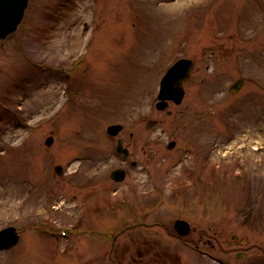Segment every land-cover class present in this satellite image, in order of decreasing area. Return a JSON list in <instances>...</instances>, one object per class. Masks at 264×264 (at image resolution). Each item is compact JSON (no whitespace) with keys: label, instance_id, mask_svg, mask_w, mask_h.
<instances>
[{"label":"rangeland","instance_id":"obj_1","mask_svg":"<svg viewBox=\"0 0 264 264\" xmlns=\"http://www.w3.org/2000/svg\"><path fill=\"white\" fill-rule=\"evenodd\" d=\"M182 56L194 62L184 97L159 110V78ZM112 123L123 126L115 136ZM146 202L148 221L164 227L123 232L131 203ZM47 214H80L95 226L90 243L69 236L80 253L59 254L64 242L29 229ZM177 218L190 226L181 240ZM8 224L20 238L0 264H217L182 240L233 261L264 249V0H29L0 38V228Z\"/></svg>","mask_w":264,"mask_h":264},{"label":"water","instance_id":"obj_2","mask_svg":"<svg viewBox=\"0 0 264 264\" xmlns=\"http://www.w3.org/2000/svg\"><path fill=\"white\" fill-rule=\"evenodd\" d=\"M28 4V0H0V38H5L8 34L13 32L23 17L24 10ZM193 68V61L189 58H180L168 67L163 77L160 80L159 92L157 94L158 100L155 103L157 109H164L167 106V100L172 99L175 103H179L183 97V81L186 80ZM243 83V78H237L231 85L230 90L236 92ZM154 124L153 120L146 123V127H151ZM121 128L119 124H112L107 127V131L115 135ZM52 136L45 139L46 145L51 144ZM117 151L127 155V150L121 147V140H117ZM173 142L167 146L171 148ZM54 170L57 174H61V166L55 165ZM111 177L120 181L124 177L122 169H115L111 172ZM180 221V222H179ZM180 224L185 225L181 232L187 231L188 223L184 220H176ZM17 241V234L13 227H7L0 230V248H7L12 246Z\"/></svg>","mask_w":264,"mask_h":264},{"label":"flooded vegetation","instance_id":"obj_3","mask_svg":"<svg viewBox=\"0 0 264 264\" xmlns=\"http://www.w3.org/2000/svg\"><path fill=\"white\" fill-rule=\"evenodd\" d=\"M130 135H132V133H130ZM132 162H134V161H131V163ZM146 172H150L151 173V170H146ZM125 173H126V170H125ZM151 190H152V187L149 188L148 191H146L145 193H147V192H149ZM59 206L60 205H56V206L52 205L51 209H54L53 211H55L57 213V212L63 210V208H61V207L59 208ZM136 206L131 203V209H133L132 211L134 212L133 220H130L129 224L125 227L123 232L124 231H131V232H134V233H136V232L138 233L139 231L143 230L142 232L145 233V230H147V228H149V227H151V228L152 227H155V228H163L164 227V222H162V221H148L147 212L145 211L146 205L143 204L139 208L138 207L136 208ZM81 212H82V210H81ZM49 218L50 217H49L48 214L43 216V217H34V219H41L44 222H47ZM99 222L100 221H98V224H100V225L97 226V228H98L97 229V233L101 232V235H102V234H104L103 233L104 230H102L101 228L102 227L106 228L105 225H107V224L104 223V220L102 221L103 225H102L101 222L100 223ZM49 223L51 224V226L54 227V232L55 233H57V231H58V227H57L58 225L57 224H61V225L64 224L66 226H72L73 225V221L67 222L65 217H62V215L59 218L57 217V219L53 218L52 222H49ZM83 224H84V229L86 231L85 234H88V238L86 239L85 242L90 243L91 238H90L89 235L92 236L95 226L93 225L89 229L88 228L86 229V223H83ZM166 227H168V226H166ZM173 228L175 229L174 224H173ZM168 231H169V228H168ZM175 231H176V229H175ZM116 236L117 235L113 233V237H116ZM177 237H178V240L179 239L181 240V238H180L181 236H179L177 234ZM182 241L187 242L189 244H192L190 246H192L195 249V252H197L198 254H200L202 256L208 257L209 259H211L212 261L216 262L217 264H253L251 262V260L254 257H258L260 259L264 257V249H260L259 251L253 252L252 254H249V255L243 254L245 256L242 255L241 257H239V255H236V259L238 261H233V260L226 259L225 257H223L222 254H220L219 252H217L215 250H212V248H210V247H206V246L200 245V243H198V241L197 242H190L188 240H182ZM98 248H99V246H98Z\"/></svg>","mask_w":264,"mask_h":264}]
</instances>
